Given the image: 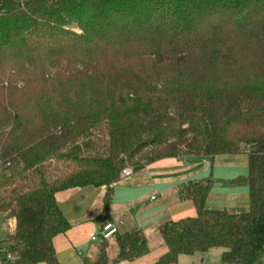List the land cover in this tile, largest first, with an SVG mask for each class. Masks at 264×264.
Instances as JSON below:
<instances>
[{
  "label": "trees",
  "instance_id": "trees-1",
  "mask_svg": "<svg viewBox=\"0 0 264 264\" xmlns=\"http://www.w3.org/2000/svg\"><path fill=\"white\" fill-rule=\"evenodd\" d=\"M227 155L248 158L247 211L210 209L212 177L183 184L196 216L160 228L158 264L264 256V0H0V221L16 222L1 261L60 264L62 192L106 188L104 227L125 169ZM117 242L86 264L149 252L141 230Z\"/></svg>",
  "mask_w": 264,
  "mask_h": 264
},
{
  "label": "crops",
  "instance_id": "crops-1",
  "mask_svg": "<svg viewBox=\"0 0 264 264\" xmlns=\"http://www.w3.org/2000/svg\"><path fill=\"white\" fill-rule=\"evenodd\" d=\"M227 157L237 158L229 155L217 158ZM217 158L214 164L195 157L166 159L134 172L131 177L122 178L114 187L110 207V224L116 226L118 234L108 240L109 262L113 263L119 255L118 236L141 230L147 239L148 254L135 262L122 264H158L167 251L160 228L168 222L196 216L194 204L180 196L181 186L189 181L212 177L214 188L208 198L210 209H248L249 188L239 182L245 177H238L234 172L226 179L221 177L222 174L219 177L216 172ZM219 178H222L221 182ZM106 191V188L87 187L57 195L59 208L71 224L67 234L54 240L60 264L96 261L101 243L91 242L90 236L103 228ZM153 197L156 199L152 200ZM10 224L11 231L15 230L16 222ZM222 254V250L215 249L192 256L182 255L179 264H225Z\"/></svg>",
  "mask_w": 264,
  "mask_h": 264
},
{
  "label": "rangeland",
  "instance_id": "rangeland-1",
  "mask_svg": "<svg viewBox=\"0 0 264 264\" xmlns=\"http://www.w3.org/2000/svg\"><path fill=\"white\" fill-rule=\"evenodd\" d=\"M237 158H232V157H227L224 159L221 158H217L216 161V172L219 175L222 174L221 177H223V179H226L227 175L232 176L233 172L234 175H237L238 177H247L248 173H249V168H248V162H244V160H246V156L245 155H238L236 156ZM130 169L133 170V167H129ZM230 172V173H229ZM229 173V174H228ZM220 177V176H219ZM222 181V178H219V182ZM239 184V183H237ZM231 212L234 213H241V212H245L247 211V209H229ZM12 223L15 222V220H6L3 221L2 224H7V223ZM16 228V227H15ZM15 230L11 231V229H9V231H5L4 233H2V239H7V237L11 234L14 233ZM96 256V255H95ZM98 258V254L95 257V259Z\"/></svg>",
  "mask_w": 264,
  "mask_h": 264
},
{
  "label": "built area",
  "instance_id": "built-area-1",
  "mask_svg": "<svg viewBox=\"0 0 264 264\" xmlns=\"http://www.w3.org/2000/svg\"><path fill=\"white\" fill-rule=\"evenodd\" d=\"M134 171L130 168L125 169L122 172V178H128L131 177L133 175ZM156 197H153L152 200H155ZM9 229H11V224L8 222L7 224H2V222L0 221V236H2V233H4L5 231H9ZM118 234V229L116 228L115 225L112 224H108L106 226H104L102 228V230L99 233H93L90 236V240L91 242H98L100 240H105L108 241L111 238L115 237ZM4 258L6 259L4 262L0 260V264H6L7 262H14L17 259L9 252H7L4 256ZM255 264H264V256L263 258L255 263Z\"/></svg>",
  "mask_w": 264,
  "mask_h": 264
}]
</instances>
